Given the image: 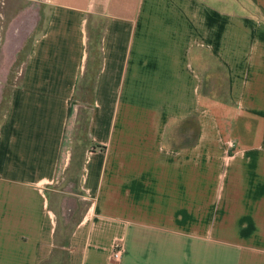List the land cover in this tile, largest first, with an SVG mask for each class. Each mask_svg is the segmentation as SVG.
Masks as SVG:
<instances>
[{
	"label": "crops",
	"instance_id": "crops-1",
	"mask_svg": "<svg viewBox=\"0 0 264 264\" xmlns=\"http://www.w3.org/2000/svg\"><path fill=\"white\" fill-rule=\"evenodd\" d=\"M23 2L42 14L0 124V264H264V0ZM192 115L197 141L167 144Z\"/></svg>",
	"mask_w": 264,
	"mask_h": 264
},
{
	"label": "rangeland",
	"instance_id": "rangeland-1",
	"mask_svg": "<svg viewBox=\"0 0 264 264\" xmlns=\"http://www.w3.org/2000/svg\"><path fill=\"white\" fill-rule=\"evenodd\" d=\"M38 5L29 6L23 0H0V124L6 113L7 105L9 102V95L13 85L18 81L21 76V62L24 59L30 43V32L37 21V12L42 14V10ZM44 21H39L36 31L42 29ZM30 34V35H29ZM32 36V35H31ZM207 83L212 92L217 96L219 93L225 91L226 77L223 72L218 70L206 69ZM83 117L81 116V119ZM83 122V121H82ZM81 122V123H82ZM180 123H174L169 130L166 138L167 143L175 141L176 144H182L188 141L191 136V131L194 126L191 124L190 133L185 135H177L175 139L171 138L172 134H178ZM86 139V130L83 127L76 129L75 135L69 143L72 156L75 160L82 157L85 147L88 145ZM90 143V141H89ZM77 165L70 168L69 174L77 176L78 171L74 170ZM68 174V175H69ZM64 257V251L59 254ZM58 262L53 259L45 262V264H57Z\"/></svg>",
	"mask_w": 264,
	"mask_h": 264
},
{
	"label": "trees",
	"instance_id": "trees-1",
	"mask_svg": "<svg viewBox=\"0 0 264 264\" xmlns=\"http://www.w3.org/2000/svg\"><path fill=\"white\" fill-rule=\"evenodd\" d=\"M179 123L181 124V126L179 128L178 134L174 133L170 137L173 138V140H174L177 135L187 136L190 133V131L192 130L190 127V125L192 124L195 129H193L191 131V136H190L189 140L185 141L182 144H176L175 141H172L171 143H167V144H169L171 147H175L177 145H180V146H191V145H193L197 141V138H198V124H197L195 115H192V116H190L184 120H181V121H179Z\"/></svg>",
	"mask_w": 264,
	"mask_h": 264
},
{
	"label": "built area",
	"instance_id": "built-area-1",
	"mask_svg": "<svg viewBox=\"0 0 264 264\" xmlns=\"http://www.w3.org/2000/svg\"><path fill=\"white\" fill-rule=\"evenodd\" d=\"M120 254H121V246H119L118 244L115 245V249L112 253V259L114 261H118L120 258Z\"/></svg>",
	"mask_w": 264,
	"mask_h": 264
}]
</instances>
